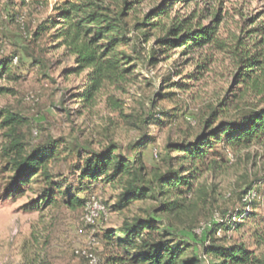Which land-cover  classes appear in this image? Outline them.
<instances>
[{
	"label": "rangeland",
	"instance_id": "374dc122",
	"mask_svg": "<svg viewBox=\"0 0 264 264\" xmlns=\"http://www.w3.org/2000/svg\"><path fill=\"white\" fill-rule=\"evenodd\" d=\"M57 1L60 0L26 1L22 5L18 0L14 4L12 0H0V58L13 49L30 45L35 53H40L42 48L47 50L43 56L49 65L43 75L21 54L23 61L19 57L13 62L12 72L0 82L11 89V92L0 94V107L21 111L44 126L41 130L32 128L30 141L38 142L46 134L64 141L67 152L62 151L55 171L65 175L71 163H75L77 151L83 156L85 150L100 151L113 142L123 154L130 155V146L145 135L151 142L134 152L139 153L148 171L163 169V161L156 155L163 153L168 142L191 140L198 135L210 110H217L228 95L233 83L229 59L207 47L187 55L181 52L182 48L164 54L155 49L159 61L153 65L146 61L138 63L132 82L124 92L105 88L93 105L84 106L78 95L85 89L87 71L68 72L74 66V58L62 49H51L52 44L46 36L39 44L28 40L37 25L53 17ZM130 1H135L134 16L130 19L134 23L135 19L168 0ZM170 1L175 2L172 16L195 13L193 22L200 21L203 25L209 24L215 14L219 15L217 33L223 40L264 38L259 34L264 32V0ZM13 12L17 16L10 20ZM254 29L259 31L254 33ZM158 35L162 33L156 32L147 43L138 44L146 56L151 53ZM212 56L208 69L197 74L195 65ZM178 84H182L183 89H179ZM112 97L120 104L119 108L112 107ZM223 118L225 116L214 118L213 125ZM2 142L0 132V148ZM215 149L216 154L206 161L209 168L194 180L193 192L184 202L182 212L174 213L168 222L188 237L197 255L203 256L207 230L222 219H228L229 215L241 213L243 217L251 211L244 220L236 218L237 225L233 229L217 228L214 238L219 244H243L254 256L264 260V144L238 150L229 148L228 159L224 161L219 158L221 145ZM213 159L217 164L209 162ZM3 163L0 157V264H85L74 250L88 247L93 228L99 240L93 251L102 264H107L105 246L99 238L101 232L119 227L127 216L144 215V211L154 210L159 204L149 200L135 201L123 210L113 209L117 192L109 185L98 183L79 194L85 199L94 195L107 206L106 216L89 226L83 221L81 207L70 209L59 205L25 209L24 205L35 198L34 194L16 199L5 197L8 174L1 172ZM52 165L50 163L48 169H52ZM249 186L255 197L245 202L240 197ZM160 217L167 221L165 215ZM202 260L203 264L213 262L208 256H203Z\"/></svg>",
	"mask_w": 264,
	"mask_h": 264
},
{
	"label": "trees",
	"instance_id": "16d2710c",
	"mask_svg": "<svg viewBox=\"0 0 264 264\" xmlns=\"http://www.w3.org/2000/svg\"><path fill=\"white\" fill-rule=\"evenodd\" d=\"M15 1L12 0V4ZM18 1L23 5L26 1L43 0ZM183 1L188 3L190 0ZM134 3L130 0L57 1L53 17L30 32L29 43L39 44L46 36L52 44L51 49H62L74 58V66L68 72L87 71L85 89L78 95L87 107L96 102L105 88L124 92L132 82L138 63L146 61L153 65L159 61L155 49L164 54L182 48L181 52L187 55L211 48L229 59L233 74V83L220 107L210 110L202 131L193 139L165 145L163 153L156 155L162 159L163 169L151 168L149 172L147 165L139 159V153L134 152L151 142L145 135L130 146V155L123 154L113 142L100 151L85 150L83 156L77 151L76 161L71 163L65 175L55 171L62 151L67 152L64 141L51 134L38 142L30 141L32 128L41 130L44 126L33 122L21 111L2 106L0 157L4 163L1 172L8 174L4 196L16 199L34 194L35 198L24 205L25 209L59 205L76 209L83 208L87 200L79 194L102 183L117 192L113 209L123 210L135 201L158 202L154 210L144 211V215L127 216L119 227L101 232L99 238L105 246L107 264H203V256L212 258L213 262L209 264H264V260L254 256L243 244H219L214 238L217 228L233 229L237 225L236 218L244 220L251 211L243 217L241 213L229 215L228 219H222L207 230L203 256L197 255L188 237L168 222L174 213L182 212L184 202L193 192L194 180L209 168L206 161L216 154L217 145H221L219 158L224 161L228 159L229 148L238 150L264 144V38L223 40L217 33L219 15L215 14L207 25L193 22L195 13L172 16L171 8L175 2L170 0L132 23ZM16 16L13 12L9 15L10 20ZM253 31L257 33L259 29ZM156 32L162 35L154 38L151 53L146 56L138 44L147 43ZM259 34L264 35V32ZM46 51L42 48L40 53H35L30 45L13 49L0 58V82L12 72L14 58L20 57L23 61L22 55L29 58V65L44 75L49 67L43 56ZM212 61L213 56L196 64L197 74L206 71ZM177 86L183 89L182 84ZM4 92H11V89L0 84V94ZM111 101L114 109L119 108L117 100L112 97ZM217 116L225 118L213 125ZM150 120L152 118L147 124ZM209 162L215 165L218 161ZM50 163L52 169H48ZM251 190L252 187H247L240 198ZM164 215L167 221L160 217ZM191 235L196 237L194 233Z\"/></svg>",
	"mask_w": 264,
	"mask_h": 264
},
{
	"label": "built area",
	"instance_id": "2783aa9c",
	"mask_svg": "<svg viewBox=\"0 0 264 264\" xmlns=\"http://www.w3.org/2000/svg\"><path fill=\"white\" fill-rule=\"evenodd\" d=\"M16 58H14L13 62H16ZM254 190H251L248 194L244 196V199H253L255 197ZM84 215L83 221L86 225L92 226L107 214V208L102 203V201L92 195L87 198L83 207ZM94 228L88 237V247L82 249H75L74 254L78 257H81L85 264H102L99 257L93 251V247L99 244V240L95 234H93Z\"/></svg>",
	"mask_w": 264,
	"mask_h": 264
}]
</instances>
